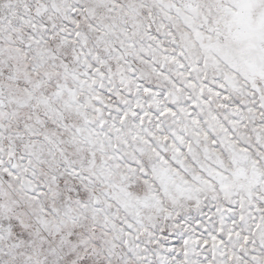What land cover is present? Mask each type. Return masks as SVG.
<instances>
[{
  "label": "snow or ice",
  "instance_id": "snow-or-ice-1",
  "mask_svg": "<svg viewBox=\"0 0 264 264\" xmlns=\"http://www.w3.org/2000/svg\"><path fill=\"white\" fill-rule=\"evenodd\" d=\"M0 264H264V0H0Z\"/></svg>",
  "mask_w": 264,
  "mask_h": 264
}]
</instances>
